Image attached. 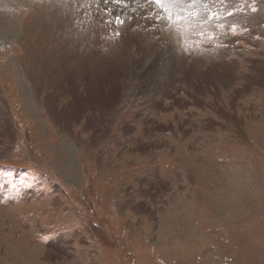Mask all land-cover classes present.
Returning <instances> with one entry per match:
<instances>
[{
	"label": "rangeland",
	"instance_id": "1",
	"mask_svg": "<svg viewBox=\"0 0 264 264\" xmlns=\"http://www.w3.org/2000/svg\"><path fill=\"white\" fill-rule=\"evenodd\" d=\"M0 13V264H264V0Z\"/></svg>",
	"mask_w": 264,
	"mask_h": 264
},
{
	"label": "snow or ice",
	"instance_id": "2",
	"mask_svg": "<svg viewBox=\"0 0 264 264\" xmlns=\"http://www.w3.org/2000/svg\"><path fill=\"white\" fill-rule=\"evenodd\" d=\"M107 2H108V0H105V3H107ZM112 2L116 3V4H121V3H123V0H112ZM155 3L157 5H160L161 4V0H155ZM165 11H167V9H165ZM115 22H116L117 25H122L124 23V21H122L120 19V17H116ZM117 35H119V33H117Z\"/></svg>",
	"mask_w": 264,
	"mask_h": 264
},
{
	"label": "bare ground",
	"instance_id": "3",
	"mask_svg": "<svg viewBox=\"0 0 264 264\" xmlns=\"http://www.w3.org/2000/svg\"><path fill=\"white\" fill-rule=\"evenodd\" d=\"M3 17H4V15H3V13H0V30L2 29V28H4V30L5 31H7V30H9L10 28H9V26H8V24H7V22L6 21H3ZM15 26V25H14ZM144 29V28H143ZM2 31V30H1ZM8 32V31H7ZM175 32V31H174ZM2 33V32H1ZM181 37V36H180ZM179 40V39H178ZM180 42H182V41H180ZM184 42V41H183ZM185 51V50H184ZM182 53H184V52H182Z\"/></svg>",
	"mask_w": 264,
	"mask_h": 264
}]
</instances>
